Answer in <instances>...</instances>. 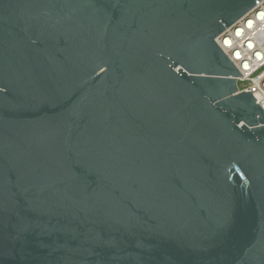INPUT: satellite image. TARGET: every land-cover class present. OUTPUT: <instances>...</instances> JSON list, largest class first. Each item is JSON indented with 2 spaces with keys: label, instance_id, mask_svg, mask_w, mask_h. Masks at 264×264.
Segmentation results:
<instances>
[{
  "label": "water",
  "instance_id": "1",
  "mask_svg": "<svg viewBox=\"0 0 264 264\" xmlns=\"http://www.w3.org/2000/svg\"><path fill=\"white\" fill-rule=\"evenodd\" d=\"M260 1L0 0V264H264Z\"/></svg>",
  "mask_w": 264,
  "mask_h": 264
},
{
  "label": "built area",
  "instance_id": "2",
  "mask_svg": "<svg viewBox=\"0 0 264 264\" xmlns=\"http://www.w3.org/2000/svg\"><path fill=\"white\" fill-rule=\"evenodd\" d=\"M239 71L238 93H251L264 110V0L216 38Z\"/></svg>",
  "mask_w": 264,
  "mask_h": 264
}]
</instances>
